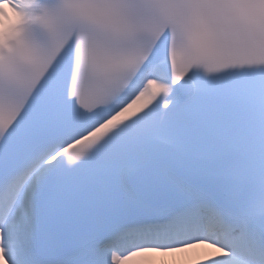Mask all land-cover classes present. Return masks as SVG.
I'll use <instances>...</instances> for the list:
<instances>
[{"label":"snow or ice","instance_id":"1","mask_svg":"<svg viewBox=\"0 0 264 264\" xmlns=\"http://www.w3.org/2000/svg\"><path fill=\"white\" fill-rule=\"evenodd\" d=\"M4 3L0 264H264V0Z\"/></svg>","mask_w":264,"mask_h":264},{"label":"clouds","instance_id":"2","mask_svg":"<svg viewBox=\"0 0 264 264\" xmlns=\"http://www.w3.org/2000/svg\"><path fill=\"white\" fill-rule=\"evenodd\" d=\"M17 20V14L11 9L7 3L0 4V41L5 38V33L9 31V28ZM205 245H197L195 249H189L185 253H182L180 264H195V261L199 259L197 254L200 248H205ZM176 264L175 256L164 257L163 254L147 252L139 256L138 258L129 261L128 264Z\"/></svg>","mask_w":264,"mask_h":264}]
</instances>
